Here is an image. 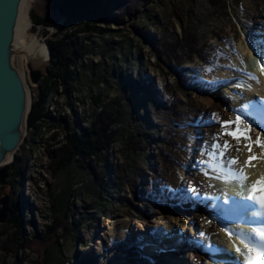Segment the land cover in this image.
<instances>
[{"label": "rangeland", "instance_id": "obj_1", "mask_svg": "<svg viewBox=\"0 0 264 264\" xmlns=\"http://www.w3.org/2000/svg\"><path fill=\"white\" fill-rule=\"evenodd\" d=\"M208 1L139 0L122 22L98 24L110 32L92 36V54L84 60L86 68L78 72L71 99L66 100L59 89L52 94L47 110L52 115L53 111L68 115L81 126L101 124L104 118L100 119L99 114L103 110L111 116L114 111L121 113L109 131L117 138L123 134L124 141L117 139L101 150L99 163L92 162L98 167L96 178L99 180L103 173V182L110 180L116 188L113 195L106 194L109 201L105 196L96 197L99 186L87 163H64L61 155L66 146L65 134L58 128L48 130L47 125L35 132L26 124L5 185L0 186V200L6 198L8 205V219L0 223V264H131L128 258H134L130 253L133 250L144 257L143 264H161V257L148 254L144 247L154 238L158 241L157 232L163 226L152 227L146 234L138 230L140 224L160 221L156 218L157 206H184L191 208V215L206 213L211 221L217 218L210 206L214 202L213 184L203 182L209 179L204 172L211 170L199 162L208 160L202 152L220 131L212 113L222 121L235 120L239 115L248 126L249 136L254 134L246 117L231 113L227 105L233 99L240 104L238 99L243 95L240 89L236 99L231 97L229 83L246 82L242 77L249 66L253 67L252 58L241 63L239 44L254 43L258 54L264 52V0H224L227 10L219 9L218 0H213V10ZM24 11V34L46 46L47 40L78 31L74 27L62 28L60 17L44 0H26ZM148 16L153 22L148 21ZM35 17L52 24L34 25ZM194 30L200 33L203 45H199L203 48L199 58L193 57L181 65L194 72L184 73L192 83L185 86L187 90H179L170 60L163 52L171 56L177 50L180 60H186L188 56L178 52L173 38L184 34L192 38ZM45 66L48 70L49 61ZM113 70L122 72V79L119 75L114 77ZM21 76L31 106L43 78L33 85L26 67ZM209 96L213 97L211 104L206 100ZM241 108L238 105L236 109ZM138 131L147 139L138 140L140 144L135 146L130 144V150L141 147V151L131 152L126 143L128 138L141 139ZM223 140L233 144V154L239 145L227 136L219 140L221 145ZM189 188L196 192L187 191ZM221 201L215 200L216 209L224 212ZM62 205H66L65 209L58 211ZM117 219L126 222L122 230L115 224L109 229L110 220ZM188 221L187 229L175 227L183 235L182 244L189 242L191 247L208 254L217 248V231L201 240L202 231L198 228L194 230L195 237L190 235L193 223ZM107 231L109 234L104 237ZM100 241L103 247L98 251ZM181 248L182 245L178 250Z\"/></svg>", "mask_w": 264, "mask_h": 264}, {"label": "trees", "instance_id": "obj_2", "mask_svg": "<svg viewBox=\"0 0 264 264\" xmlns=\"http://www.w3.org/2000/svg\"><path fill=\"white\" fill-rule=\"evenodd\" d=\"M44 1H46L50 9L53 12H56L60 17L62 20V28L68 29L74 27L78 31L75 30L73 32H65L63 37L60 39L46 41L50 48L48 74H46L41 80L38 96L31 103L26 119L27 128L34 129L35 132H40L43 125H47L48 130H55L57 128L60 129L62 133L65 134L66 139V146L63 148L61 155L62 157H65L64 163L67 165L72 161H75L79 164H81V162H86V167L90 169V171L93 173V176L96 178L98 175L94 173L96 169L98 170V167L96 164H92V162L94 161L95 163H99V154L101 153V150H105L106 147L115 142L117 139H120L122 142L124 141L123 134H119V138H117L114 136V132L109 131L110 127L114 123H118L121 113L114 111L112 112L111 116V114H107L106 110H103L99 114L100 119L104 118L101 124H95V122H93L88 126H81L78 121L71 120L68 115H61L56 111H53L54 114L52 115L47 110V104L51 100V97H53L52 94H57L59 89H61L63 92V96L66 100L71 99V95L73 93L72 86L78 80V72L79 70H84L86 68L84 60L87 57H90L92 54L90 47L92 36L95 35V33L102 34L110 32L108 28H100L98 24H106L110 21L115 23H120V21L122 22V18L129 14L130 9L134 8L137 4V1L139 0ZM218 1L222 3L220 4L219 2V9L227 10L228 6L226 5L225 1ZM208 2L211 9L215 10L216 5L214 4L213 0H209ZM147 19L149 22H153V18L148 16ZM32 21L34 25L49 26L52 24L50 21L37 17L33 18ZM190 37L192 38H187L184 34L181 37L176 35L175 38H173L176 41V44L178 43V45H176V47L179 48L178 52H182L184 56H188L186 60H180L181 55L176 53L177 50L172 51L171 56L168 53L163 52V56L170 60L169 62L171 63L174 76L177 79L179 90H187V87L185 86L188 84V82L192 83L191 79L184 75V73L186 74V72H194L192 68H182L181 65L186 61H191V58L193 57L199 58L201 52L200 49L203 48L199 45H203V42L198 30H194V32H192V36ZM163 48L166 49V46H163ZM112 75H114V77H118L119 75L121 79L123 77L122 72H116L114 70ZM178 80H180V82ZM133 86L134 83L129 84L131 89L134 88ZM163 91L165 92L166 89ZM137 133L141 136V139L134 140L133 138L130 140V138H128L129 143H126V147L129 150L130 144L135 146L138 143L140 144L139 141L147 139V137L143 135L142 131H138ZM101 137H104L105 141L100 140ZM125 139L127 140V138ZM138 147V149L131 147L132 150L130 151H141L140 145H138ZM104 167L106 170L107 164H105ZM102 175L103 173L100 174L99 180L96 178V184L99 186V188L96 189L95 194L98 198H103V196H105V200H108V198L113 195L112 192H114L116 184L107 179L105 182H103L104 175ZM154 191L157 193V190ZM106 194L110 196H107V198ZM63 205L62 208L58 206L57 210L60 211L63 208L65 209L66 205ZM66 208L68 209V207ZM130 253L132 257L136 258H128L129 263L143 264L144 257L142 258L141 254H139L136 250H133Z\"/></svg>", "mask_w": 264, "mask_h": 264}, {"label": "bare ground", "instance_id": "obj_3", "mask_svg": "<svg viewBox=\"0 0 264 264\" xmlns=\"http://www.w3.org/2000/svg\"><path fill=\"white\" fill-rule=\"evenodd\" d=\"M25 3L26 0H22L14 36V47L17 54L16 60L18 62V67L21 74L24 72V67L27 61H31L33 64H36L38 66H44L46 62H48L47 46L44 43L38 42L35 37H28V35L24 34V28L27 26L26 14L24 11ZM255 47V44L250 42L246 44H239L241 59L247 61L248 59L252 58L251 61L253 67L251 68L249 66L247 72L253 74L257 79L251 81L252 79H250L246 75L244 78L242 77V79L246 80V82L229 83V85L231 86V90L229 92L231 97L233 96L236 99L235 96H238L237 94L240 89H242L243 95L241 96V99H238V101H240V104H235V100L233 99V101H231L232 103L227 105V108L231 113L236 112L241 115L243 114L246 117L245 120L250 123L249 127L254 132V134L250 136L252 140L256 139L257 134H259L261 140H264V132L260 131V126L264 125V73L261 72V66L256 61V59L260 60L261 57L260 55H258V52L255 51ZM211 99L213 100L212 96H209V98L206 99L209 104H211ZM238 105L242 107L241 109H239L240 112L236 109ZM245 143L246 142H240L239 146L237 145L239 151L236 150L237 152L235 151L233 154L232 150H234V148L231 147L225 153V156L227 157L228 155H233L234 158L238 160V163L236 165H233V167L244 168V173L248 178L246 184L250 185L264 176V156L261 155V149L254 146L252 151L256 159L252 160L249 165H245V161L249 156V152L245 147ZM230 152L231 154H229ZM13 157L14 155H7L3 161L2 166L10 165L13 161ZM207 176H209V179L207 181L205 179L203 182H212L214 188V192L211 193V195H213L214 197V202L212 201L210 206L211 209L213 210L214 208V211L217 213V218H214L213 221L209 220V217L205 216L206 213H194L191 215V208H187L184 206L175 207L176 205L164 207L163 205H161L157 206L155 209L156 214H158L156 218H159L160 221L151 225H138V230L143 231V233L145 234L152 227L155 228L159 225L163 226L164 229L160 230V232H157V235H159L158 237H160L158 241H155L154 238L152 239L153 241H151L146 247H144L145 252H147L148 254L159 259L161 257V264H185V261H187L188 264H237V260L242 261V257L235 256L238 254H234L236 253V251L233 245L235 244L236 246L243 248V244L236 236L233 235L230 237L229 235H227L224 227L227 221H231V223L227 224V228L232 230L233 232L251 231V226L239 218L243 215V209L241 205L246 203L245 196L247 195V188L241 190L239 184L234 181L226 182L223 179H217L215 178L216 173L212 171H210ZM217 199L218 201H221V199L225 200L224 202H221L222 205H224L226 211L223 212L218 208L216 209L215 200L217 201ZM250 215L251 213H249V216ZM187 221L189 223H193L190 227L191 236L195 237V233L197 232H195L194 230L197 228L199 229V231L205 233L204 236H201V240L206 239L210 235L209 233L217 231V235L220 238L219 244L215 243L217 245V248L212 249L211 253L208 254L200 251V248L198 247H191L188 244L189 242L187 243L186 241H184L182 244V241L184 239L182 237L183 235L175 231V227H180L182 228V230H184L186 228L185 223H187ZM125 223L126 222H124L123 220L117 219L114 221L110 220L109 224L107 225L109 226V229L112 228V224H115L116 227L119 226L121 229L125 226ZM145 226H147L148 228ZM109 231L104 233V237H106L105 235L109 234ZM222 243L225 244L227 251L225 250V246H221ZM99 245V248L94 247V251L95 248L98 251L102 250V241L99 242ZM181 245L183 250H178L179 246ZM190 249L191 251L189 252ZM183 258L185 261L183 260ZM122 264L126 263L123 262Z\"/></svg>", "mask_w": 264, "mask_h": 264}, {"label": "snow or ice", "instance_id": "obj_4", "mask_svg": "<svg viewBox=\"0 0 264 264\" xmlns=\"http://www.w3.org/2000/svg\"><path fill=\"white\" fill-rule=\"evenodd\" d=\"M258 55L261 57L258 64L261 66V72L264 73V52ZM241 63H243V60H241ZM246 75L252 80L257 79L251 73H246ZM211 118L219 124L220 131L213 136V142L202 152V154L208 156V160H201L199 163L206 165L208 169L216 173L215 178L223 179L226 182L234 181L239 184L241 190L247 188L246 203L241 205L243 215L239 218L251 226V231L233 232L227 228V224L231 221L225 223L224 230L230 237L236 236L243 244V248L233 245L238 256L243 258L242 261L237 260V264H264V176L250 185L246 184L248 178L244 173V168H234L233 165H236L238 160L225 156L232 145L228 140H223L222 145L219 143V140L225 136L230 137L237 145L243 139L249 152L245 165H249L252 160L256 159L252 151L254 146L259 147L261 155L264 156V140H261L259 134H257L255 140H252L248 134V126L241 120L239 115L236 116L235 120L222 121L216 113H212ZM260 131L264 132V125L260 126ZM236 150L239 151V148ZM204 174L207 176L209 173L205 171ZM187 191L196 192L192 188L187 189ZM249 213H251L250 216ZM199 235L204 236L205 233L200 232Z\"/></svg>", "mask_w": 264, "mask_h": 264}, {"label": "water", "instance_id": "obj_5", "mask_svg": "<svg viewBox=\"0 0 264 264\" xmlns=\"http://www.w3.org/2000/svg\"><path fill=\"white\" fill-rule=\"evenodd\" d=\"M22 0H0V186L5 185L9 165H3L7 155L18 150L25 133L30 101L23 82L14 47V36ZM62 24V20L60 22ZM48 61H50V48ZM33 85L47 74L46 66L31 61L25 64ZM28 102V103H27ZM0 223L8 219L7 199L0 200Z\"/></svg>", "mask_w": 264, "mask_h": 264}]
</instances>
